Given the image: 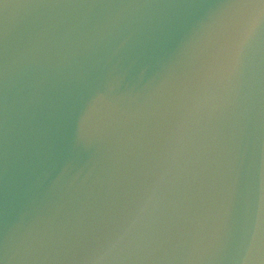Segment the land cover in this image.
Instances as JSON below:
<instances>
[{"label": "water", "instance_id": "1", "mask_svg": "<svg viewBox=\"0 0 264 264\" xmlns=\"http://www.w3.org/2000/svg\"><path fill=\"white\" fill-rule=\"evenodd\" d=\"M0 264H264V0H0Z\"/></svg>", "mask_w": 264, "mask_h": 264}]
</instances>
